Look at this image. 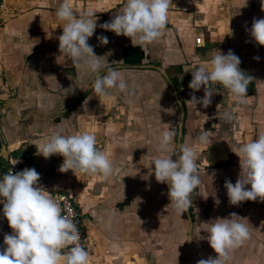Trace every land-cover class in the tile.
I'll list each match as a JSON object with an SVG mask.
<instances>
[{"label": "crops", "instance_id": "obj_1", "mask_svg": "<svg viewBox=\"0 0 264 264\" xmlns=\"http://www.w3.org/2000/svg\"><path fill=\"white\" fill-rule=\"evenodd\" d=\"M62 2L4 0L0 137L6 146L17 147L14 154L26 156V168L41 175L39 184L47 191L70 197L82 215L89 264H197L216 256L204 239L206 223L233 212L247 219L242 222L249 223L250 238L231 253L227 264H264V202L231 206L224 187L226 179L235 184L240 173L234 152L264 134V47L246 31L254 18H264L261 0H172L163 34L147 46L132 45L129 38L98 26L88 43L102 57L101 75L108 68L119 69L130 93L113 89L112 99L91 90L95 73L83 64L75 68L59 52L62 25L55 12ZM124 3L71 0L74 15L94 11L98 25ZM100 35L108 37L107 45L97 40ZM216 49L225 54L232 50L241 60V70L254 78L235 112L236 102L224 97L219 84L213 85L209 107L186 103L193 94L188 87L191 73L210 62ZM194 94L202 97L203 88ZM226 112L233 119L226 120ZM165 130L176 133L170 148L179 133L180 143L191 145L197 154L199 194L181 217L168 207V185L156 181L152 165ZM58 131L94 134L96 147L112 160L110 178L61 173L63 157L41 156L43 144ZM204 131L208 143H194ZM216 145L226 147L228 158L214 165L210 149ZM5 233H11L9 226ZM4 247L3 236L0 251Z\"/></svg>", "mask_w": 264, "mask_h": 264}, {"label": "clouds", "instance_id": "obj_2", "mask_svg": "<svg viewBox=\"0 0 264 264\" xmlns=\"http://www.w3.org/2000/svg\"><path fill=\"white\" fill-rule=\"evenodd\" d=\"M170 6H173L172 0H125L109 21L98 25L94 11L82 12L78 18L74 15L71 0H63L55 12L62 25V34L57 38L59 52L71 60L75 68L83 64L95 73L90 88L98 97L112 99L110 90L113 89L130 95L119 69L108 68L101 75L102 57L95 54L88 40L99 26L116 36L129 38L132 45L135 42L147 46L163 34ZM261 11L264 12V0H261ZM246 31L257 45L264 47V18H254L251 29L246 28ZM97 40L103 45L109 43L104 35L97 36ZM254 59L258 61L259 57ZM240 64V58L232 50L225 54L216 49L210 62L201 64L191 73L188 87L193 94L186 103L196 108L197 105L209 107L214 95L213 85L219 84L236 102L232 111H237L245 102L248 86L254 79L241 70ZM201 88L204 95L197 97L194 93ZM225 119L233 117L226 112ZM175 136L173 131L162 132L157 149L160 154L152 158V165L156 181L168 185V207L181 217L192 207L193 196L199 194L195 190L199 188L201 179L194 148L185 143H175L170 148ZM208 141L207 131L194 139V143L201 145ZM96 144L94 134L63 135L58 131L43 144L41 156L45 159L53 155L63 157L59 168L61 173L71 170L74 175L96 176L106 181L114 172L113 163ZM234 153L239 157L240 173L235 184L225 180L229 204L239 206L246 201L264 202V134L244 143ZM40 180L41 175L34 168H25L15 174L10 171L0 179L2 214L11 229L10 234L4 235L5 247L0 251V264H89V253L79 243L81 234L71 218V210L64 214L58 199L39 184ZM219 203L216 200V204ZM242 221L247 219L233 212L226 218L217 217L206 223L209 227L204 239L216 256L199 259L197 264H227L231 253L250 238L249 223Z\"/></svg>", "mask_w": 264, "mask_h": 264}, {"label": "built area", "instance_id": "obj_3", "mask_svg": "<svg viewBox=\"0 0 264 264\" xmlns=\"http://www.w3.org/2000/svg\"><path fill=\"white\" fill-rule=\"evenodd\" d=\"M4 7H5L4 0H0V14L4 10ZM194 42L196 44H198L199 39H195ZM26 166H27L26 156L21 155V154H14V152L9 153L7 155V159H6V162L4 164L2 176L7 174L10 171H12V173L15 174V173L25 169ZM49 193L58 199V203H60L64 214H68V210L69 209L71 210V213H72L71 218L74 219V221L77 225V228L79 229V232L81 234V239H80L79 243L84 248H86V242H85L86 239H85V233L83 230V221H82L81 213L75 208L72 200L70 199V197L67 194H65V193H56L55 194L52 192H49ZM2 209H3V205L0 204V248L2 247L4 232L8 226L6 218L3 217Z\"/></svg>", "mask_w": 264, "mask_h": 264}, {"label": "rangeland", "instance_id": "obj_4", "mask_svg": "<svg viewBox=\"0 0 264 264\" xmlns=\"http://www.w3.org/2000/svg\"><path fill=\"white\" fill-rule=\"evenodd\" d=\"M216 86V84H215ZM218 89H220V92L224 95V97H230L231 101H232V97L229 95L228 96V91L226 89L223 88V86H219ZM210 155H212L213 158V164H221L224 161H226V159L228 158V150L226 149V147H221L219 145H216L215 147H213L212 149H210ZM211 158V157H209ZM211 158V159H212Z\"/></svg>", "mask_w": 264, "mask_h": 264}, {"label": "water", "instance_id": "obj_5", "mask_svg": "<svg viewBox=\"0 0 264 264\" xmlns=\"http://www.w3.org/2000/svg\"><path fill=\"white\" fill-rule=\"evenodd\" d=\"M179 137H180V135H179V133H177V137H176L175 143H180ZM12 152L16 153L17 152V147L16 148L15 147L12 148V147L6 146L4 144V142L2 141V138L0 137V173H1L2 168H3V166H4L5 162H6L7 155L9 153H12ZM175 159H176V157L173 156V160H175Z\"/></svg>", "mask_w": 264, "mask_h": 264}, {"label": "flooded vegetation", "instance_id": "obj_6", "mask_svg": "<svg viewBox=\"0 0 264 264\" xmlns=\"http://www.w3.org/2000/svg\"><path fill=\"white\" fill-rule=\"evenodd\" d=\"M181 129H182V127H181ZM180 136H181V134H180ZM3 168H4V166H3ZM3 168H2V169H3Z\"/></svg>", "mask_w": 264, "mask_h": 264}]
</instances>
